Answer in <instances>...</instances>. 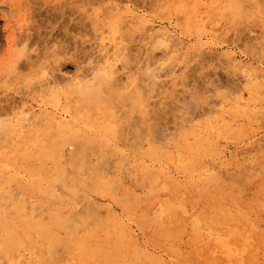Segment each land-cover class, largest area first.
I'll return each mask as SVG.
<instances>
[{
	"label": "bare ground",
	"instance_id": "6f19581e",
	"mask_svg": "<svg viewBox=\"0 0 264 264\" xmlns=\"http://www.w3.org/2000/svg\"><path fill=\"white\" fill-rule=\"evenodd\" d=\"M13 1L16 2L20 0ZM146 1H144V3ZM175 1L176 0H174V2ZM180 1H183V3L179 6L180 9L178 8L181 12V10L183 11V7L190 3V1ZM194 2L196 3L194 8L192 10L185 11V14L188 17L186 19L187 21H185L186 25L179 28L180 32L177 31V26H172V23L171 27H163V25L161 26L162 22L160 20L158 23L154 19L148 18L143 11V5L145 4L140 5L138 0H89L88 2H85V13L87 14L88 10L91 11L88 13V16L90 17V25L92 27L95 24H98L101 16L103 17L102 20L111 18L108 21V27H105L104 24L100 25L98 28L93 27V34L91 33L92 39L90 40H93L92 42L96 43V47L97 45L99 46L102 66L93 67L92 65V71L88 70L90 71L89 74H92V78L88 80H85V77H88L85 76L87 73L86 71H83L85 74L82 79L73 76L71 78H58L53 73L49 72L48 69L42 68L40 73L41 79L38 81L37 86L34 85L35 87L33 89L30 88V91H26L28 94L24 96L19 93L18 96L20 99L18 98L19 101L15 99L17 102L15 101L14 105L6 107L2 106V108L0 106V157H6L3 162H0V164L2 163V166H0V192L5 194L0 201V227L3 228L1 231L4 232L3 234L6 236V240H3V247L6 246V244L4 245V241H6L7 243L9 242L8 246L15 244L19 250L20 246H24L21 245L23 238L30 237V235L33 234V237L35 241L38 242V245L41 244L44 252L47 255H51L54 252L53 250L55 249V246L59 244V241H62L63 236H65L68 232H64L65 235L63 234V236H61L62 230L68 229L69 233L73 234L70 235L72 238V236H74L77 232L73 233V230L77 229V226L79 227L80 225L79 222L81 220L78 222L80 215H86L87 213V217H92V223L89 222L88 224H90V226L93 224L92 226H96L97 230L95 228V231L93 229L94 227L91 226L92 228L90 229L94 232L85 235L86 237H83L80 241L78 240V246L74 248V250H71L70 259L71 261L73 260L72 264H264V189H261V194L257 195L256 198L253 197V200L243 201L240 196L241 193H239L238 196L232 195L233 193H227L228 191L226 192V189H224L227 187L223 188L222 185L219 184L221 180H217L219 173H215V165L223 164V162L225 164V161V165H229L233 169L238 168L239 165L237 163L239 159L244 161L248 159L247 164H249V171H254L257 169L255 166H259L258 172L264 173V156L262 160H259L257 156H250L252 150H261V148H264V137L257 138L258 132L255 134V130L253 129V126L258 123L257 120L259 118L264 119V63L257 58H253L252 56L249 57L238 52V45L234 43L224 44L222 42V44L221 42H218L217 40L220 39V35H225L224 31L226 30V26L222 23V21L214 22L205 20L206 16L198 11V8H211L208 6L209 4H207V0H205L206 3L204 0H194ZM233 2V9L235 11L239 8H243V11H245V8H248L250 11L256 12L257 17L260 15L264 25V8L261 7V5L264 4V0H233ZM21 3L24 4V7L21 12L15 16V19L11 21L13 23L11 24V22H9L8 25V42L12 46L21 47L22 51L19 56H24L29 49V26L27 21L30 19V15L27 11L30 9L28 7V0H21ZM81 3H83V5L85 4L84 2ZM14 5L15 3H7L3 6L4 10H6L3 15L6 18L9 17V14L15 13ZM140 6H142V8ZM189 21H191L190 24L193 22L198 23L197 21H201L202 23L200 22V24L198 23L197 25L193 24V26H189ZM86 24L84 26H86ZM157 26L160 27L158 28ZM86 35L88 34L86 33ZM190 35H194L199 42L195 44L188 43ZM139 36H141V39ZM137 37L140 40H142L143 37L147 38L150 42L155 44V47L159 46L163 48V56L169 64H172L169 66V70H172L175 67H178L177 69H185L190 62L196 61V59L200 58L203 54H209V56L211 54V59L215 60L219 65H226L234 71H241L242 78L245 80L246 85L244 87H239L237 84L234 85L235 87L233 86L234 88L232 87L231 91L215 101L216 103H214L215 105L213 104L214 106L212 105L206 110H202L203 112L201 113L197 112L199 114L197 116H202V118L204 116V119L191 126H188L187 124L181 126L183 130L179 133V136H172L173 134H171L172 138L174 137L177 139H174L173 143H171V140H173L171 137L166 139L167 141L163 140L164 138L162 141L158 140V144L154 143L150 145L147 143L148 147L145 148L144 153L142 151L145 145L140 143L141 145L139 144L140 146L138 145L139 147L137 148L140 149V153L144 154L146 156V160H149V162L139 157L140 155L138 156L139 158H137V155H134L133 157L130 155L132 159L130 161L127 160L124 155L119 157V167L121 166L120 164H125V162H133V165L128 172V185L125 181L120 180L117 170L106 172L109 167L106 168L104 166L106 170L103 169L102 172V168L104 167H100L101 162L99 160L100 164H97V166H100L97 168L95 166L96 169L101 168L100 170L98 169L99 171L97 170V173L95 172L97 178L95 181H93L94 178H90L89 181L93 179V182L88 183H90L89 185L93 183L96 185L95 187L93 186L94 188L91 187V189H95L98 186L100 187V189L97 187V189L100 190L98 191L103 195L110 194L114 196L118 204L120 203L121 193V202L125 201L122 207V212L118 211L111 203H102L100 198L87 194L83 196H75L78 189L77 187H74L73 190L71 189V191H74V199L73 204H71V208L67 209L66 212H60L58 207L61 206H58L57 209L52 212L51 217L49 215L50 213L47 212L48 216L54 221L49 224L39 225L36 223L37 220L33 222L32 219L34 214L38 217L36 215L37 212L28 216L26 206L27 203L25 202V195L29 192L30 184L33 186L39 185V189L43 187L38 181L34 182V180L37 179L38 176L36 175L39 172L41 176L44 175L45 170L43 169L44 167H41V165L45 164L47 160H51L52 163L57 162L52 180L56 182L65 181L66 177H68V174L66 175V173L70 174V172H65V169L67 168L64 169L62 166H59V163L61 164L64 162L62 161L63 148L69 143L71 138L74 136L76 137L77 134L80 135L81 133H79L81 130L75 123L66 120L70 111L69 108H65L62 113L58 112L61 97L57 91L61 88H65L66 92H63L65 93L64 95L66 99L65 104H68L71 101L70 98L73 97V99L75 98L80 100L82 104L93 105V108L90 106L91 109L102 113H109V110H111L109 104L117 103L116 101L114 102L115 96L120 95V98L121 95H125L128 97H126L127 99L132 101V98H129V95L132 94L135 96L133 107L137 108V110H139L142 114L149 113L148 108L149 105H151V103H149L151 101H148V99L150 94V97H154L158 93L160 94L159 91H162V85H165V83L163 82V79L161 80V78L164 73L156 74L158 68L157 70L155 68L161 64L152 65V68H145V73L148 74V78L146 76L148 81L144 84H138V79H136L137 82L135 80V70L133 73H128V68L126 69L127 74L125 71H122L126 74L125 80L123 81L121 78L120 72L121 69H124L122 64H127L125 67H129L130 64L128 65V62L131 57V50H133L132 47H135L132 46V42ZM227 38L229 37H226L225 39ZM91 55L94 56L95 53L93 54L92 52V54L90 53L87 55L91 58L89 60L93 62L96 59L94 58L95 60H92ZM30 56L27 57V59H29ZM86 59H88V57H86ZM166 60L164 59L163 62L165 61L166 63ZM201 60V62H205L203 59ZM34 63L35 61L32 65ZM15 64L17 63L14 62L12 65L15 66ZM23 66H25V64H23ZM90 66L91 65L87 68L91 69ZM214 66L216 67L218 65ZM18 67L20 66L17 64V68ZM11 68V70H13L12 72H14L15 70L13 67ZM8 69L9 68H7V70ZM11 70L9 69L8 72H11ZM169 70L167 71L169 72L168 74L173 73L172 75H174L175 70L174 72L171 71L172 73ZM12 72L11 74L15 73ZM77 73L81 74L82 71ZM159 76H161L159 80L164 84L160 82L162 85H159L162 86V88L158 86L159 88H157L154 92L156 93L155 95L153 92V94L150 93L151 90L149 88L151 87L150 85L154 83V80L159 78ZM164 76L166 77L165 74ZM173 77L175 78V76ZM9 78L12 79L11 77ZM140 81H142V79ZM168 81L169 80L166 79L165 82L167 83ZM157 82L159 83V81H156L155 83L157 84ZM173 85L175 86V84ZM168 86L170 87V85ZM158 89L160 90L158 91ZM172 89L173 87L171 90ZM48 90L51 94L47 99L39 100L35 97L37 95V91H39V94H43ZM147 91H150V94ZM48 105L55 109L54 114L47 113L46 110ZM113 106L114 111H111V119L116 120L115 123H113L112 120H108L109 122H106L103 120L99 121L98 118H90L89 111H85L84 113L82 112L80 115L82 118L84 116L86 121H90V127H93L95 131L102 134L103 144L109 141L112 137L117 138L118 132L123 130L121 126H117V122L120 120H118L117 113H120L121 110L122 112H125V108L119 106L115 110L116 106ZM144 114L143 116H145ZM195 115L196 113H194V116ZM10 116H14L15 119L11 122L1 123L2 119ZM121 116H119V118ZM45 124L48 126L51 134H53V137H55L54 139L48 140L50 135L47 137L46 141L43 139L41 140L40 138L38 140V138H36L43 134L38 126ZM117 127H121L122 130L119 128L118 131ZM86 132L87 130H85L84 133ZM123 133L124 132H122V134ZM33 135H35L34 141H32ZM2 136H4L5 139H3ZM23 136L28 137L29 143L32 141V147L34 148L32 151L27 150L25 154L31 155L32 153L36 156V158L30 156L31 158L28 157V160L38 159L39 161V163L32 166L31 169H28L32 176V182L29 180V182L26 183L21 182L24 174L18 173L19 171L17 169L16 171L18 174L14 173L13 175H9L11 168L15 167L17 164L16 161H12L11 158L17 159L18 163H22V161L26 158L24 157L22 159L24 153L18 152V150L26 144L25 142L20 145L19 140ZM80 136L81 138L83 137L82 139L85 138V136ZM122 137L125 139L124 135ZM252 138L254 139L253 141H251ZM8 139H16L14 140L15 145L13 156H8L10 150H7L4 146L5 140ZM61 139L62 141H60ZM87 139L90 138L87 136L86 140ZM169 139L170 143H168ZM246 141L251 142L246 144ZM77 142L75 140V143H72L77 146ZM122 142L121 144H123ZM54 143L56 144L53 145ZM230 143H234L238 146L239 144H246L244 146L245 149L227 152L226 144ZM79 144V146L82 147L83 144ZM124 144H126V142ZM93 145L98 146L96 142L95 144L93 143ZM50 146H52L51 149ZM79 146H77V148ZM83 147V155L79 158L85 164L90 161L88 155L91 154V157L93 153L88 154L84 151L85 148ZM74 149H76V147H74ZM95 149L93 148V150ZM90 150L93 151L92 149ZM107 153H110V151ZM71 160L69 159V163H71ZM242 160L240 162L242 164L245 163ZM211 161H214V163L210 166L209 163ZM74 162L76 163V161ZM103 162L104 160L102 163ZM71 164L73 165V161ZM88 164L89 163H87V165ZM129 165H131V163ZM170 165L173 167V170L169 167ZM111 167L113 166L111 165ZM67 170H69V167ZM70 170L71 172L73 171V169ZM254 172H252V174H254ZM78 173L80 174V172ZM147 174H149L148 177H150V182H152L151 188L148 186L149 190L144 189V187H147V184H145L144 187H141L143 184L139 186L136 183L138 178L140 179ZM206 174L210 175L209 179H205ZM248 174L249 176L252 175L251 173ZM239 175H241V173H239ZM232 176L233 175L230 177ZM251 177L254 178L253 176ZM45 178H47V176H45ZM209 180L218 182L208 184L206 181ZM230 180L232 181V179ZM86 181H88V179ZM145 181H143V183ZM19 182H21V187H19V189H15L14 186L20 184ZM53 185L56 186V183ZM225 186L229 187L228 183ZM261 186L264 187V185ZM57 188L59 191V185ZM231 189L233 190V188ZM92 191L93 190H91V192ZM20 192H22V202H20V199L16 200V196L18 197ZM42 192L52 199L59 198L54 190L45 189ZM60 192H62V190ZM68 195H70L71 198L73 197L71 194ZM63 199L60 200L65 203L67 200L65 201ZM68 203L66 202L67 205ZM129 204L132 205L131 209L127 207ZM33 206V211H36V208L39 211L40 208L37 206L35 207V204ZM32 212H30V214ZM65 213H67V215ZM46 216L47 214L45 217ZM49 217L46 218L49 220ZM84 217L83 222L85 219ZM143 217L144 220L145 217L146 219H150V223L154 227L151 231H155L154 234L158 231L156 236L153 232H149V229H146V232H148V235L146 236L147 239L150 237L149 239L153 240L154 243V247L151 248H149L144 241L141 242L139 235H137L136 232L134 233V229L132 230L131 228L132 222L139 226V222ZM41 218L42 217H40V219ZM83 222H81V228L79 227L80 229L78 228L77 230L84 231L89 229L90 226L88 227L85 223V226H83ZM77 223L79 225H77ZM145 235L144 231L142 239H144ZM72 240L73 239H71V242ZM74 240L77 241L76 239ZM37 242H35V244H37ZM63 242L64 241H62V243ZM8 246L4 247V249L1 248L3 250L0 249V252H6L5 254L9 253V255L11 253L13 254V248L9 250L7 248ZM31 246L34 247V245H30L29 247L31 248ZM64 247H62L63 250L59 247V250L61 249L62 253L64 250L67 252V249ZM36 250L37 248L35 251ZM15 251L16 250H14V252ZM68 251H70V248ZM55 253L58 254V250H56ZM12 254L11 256H14ZM63 256V258H65V254ZM15 257H13V259ZM53 259L50 258L49 261ZM62 260V258L61 260H58L61 262L59 264H62ZM14 262H10L9 264L24 263L21 259L16 263ZM54 262L57 264V261ZM49 263L52 264L51 262ZM0 264L5 263L0 261ZM66 264H68V262Z\"/></svg>",
	"mask_w": 264,
	"mask_h": 264
},
{
	"label": "rangeland",
	"instance_id": "374dc122",
	"mask_svg": "<svg viewBox=\"0 0 264 264\" xmlns=\"http://www.w3.org/2000/svg\"><path fill=\"white\" fill-rule=\"evenodd\" d=\"M80 1L81 0H28V7L30 9L29 11H27V13L30 15V19H28V21H27V24L29 26V29H28V34H29L28 46H29V49L24 56L23 55L19 56L21 51H22V48L12 46L8 42V28H9L8 25H9V22L13 21L15 19V16H17L21 12L22 8L24 7V4L21 3V0L16 1V2H14L13 0H0V106H1V108H2V106L6 107L9 105H11V106L14 105L15 101H16L15 99H17V101H19V99H20L18 96L19 93L24 96V95L28 94V92H26V91H30L35 86H37L38 81H40V79H41L40 73L42 71V68L48 69L49 72L53 73L58 78H62V77L63 78L64 77L65 78H67V77L71 78L73 76V77H77L79 79H82L84 77V74H85V72H83V71H86L87 73L85 74V76H88V77H85V80H88V79L92 78V74H89V73H90V71H92L93 67H97L100 65L102 66L101 52L99 51V46L97 45V47H96V43L95 42L93 43L92 42L93 40H90V39H92L93 27L98 28L102 24H104L105 27H108V23H109L108 21L111 18L102 20L103 17L101 16V18H99L100 20H99L98 24L97 25L95 24L92 27L90 25V22H91L90 17L88 16V13L91 11L88 10L87 14L85 13V7H86L85 2H88L89 0L81 1V2L85 3L84 5ZM138 1L140 2V5H143V4L146 5V7H145V5H143L144 6L143 11L148 16V18L154 19L158 23L160 20L162 22L161 26L163 25V27H169V26L171 27V23H172V26H177L178 32H180V30H179L180 27L182 28V27H184V25H186L185 21H187L186 19L188 16L185 14V11L192 10L194 8V5H196L194 0H187V2L190 1V3L186 4V6L183 7V11L181 10V12H180L179 6L181 5V3H183V1H180V0H178V1L176 0L175 2H174V0H164V1L163 0H147V1L146 0H138ZM144 1H146L147 3L146 2L144 3ZM204 2H205V0H204ZM7 3H15V5H14V12L15 13L9 14V17L6 18L3 15V13L6 12V10H4L3 6H5ZM207 4H209L208 6L211 7L210 9H208V8L206 9L205 7L201 8V9L198 8V11H200L204 16H206L205 20H210V21H214V22L222 21V23L226 26V30L224 31L225 35L224 34L220 35V39H218L217 41L221 42V43L223 42L224 44L234 43V44L238 45V52L245 54L249 57L252 56L253 58H257L262 63H264V25H263L262 18H260V15L257 17L256 12L250 11L248 8H245V11H243V8H241L242 10L239 8V9H236V11H235L233 9V4H234L233 0H207ZM140 7L142 8V6H140ZM261 7L264 8V4L261 5ZM251 13H253V14H251ZM173 19H174V21H173ZM190 22L191 21H189V26H193V24H195V25H197L198 23L200 24L201 21L200 22L197 21L198 23L193 22L191 24H190ZM12 23L13 22H11V24ZM85 24H86V26H84ZM157 27L159 28L160 26H157ZM233 31H234V34H233ZM86 33L88 35H86ZM230 35H231V37H230ZM234 35H235V37H234ZM139 37L141 39V36H139ZM226 37H229V38L225 39ZM138 39L139 38L137 37L132 42V46H135V47H132L133 50H131L132 51L131 57H130L129 62H128V65L130 64L129 67H125V65H127V64H122L125 70L121 69V72H120L121 78L123 81L125 80V76L127 74L126 69L128 68L127 69V70H129L128 73L129 72L133 73V71L135 70V73H134L135 74V80L138 79V82H137V80H136V82L138 84H140V83L144 84L148 81V79H147L148 74L145 73L146 69L148 67L152 68V65L154 66V65L161 64L163 66L160 65L161 67L160 66L155 67L156 70L158 68L156 74H158V73L163 74L164 73L166 75V77H165L163 74L162 75L163 77L161 78V80L163 79V82L165 83V85H162L164 83L159 80L161 77V76H159V78L154 80V83L156 81H159V83L157 82V84L156 83L151 84L150 85L151 87L149 86L150 87L149 89L151 90V92L150 91H147V92L148 93L149 92L154 93L157 90V88H159V87L162 88V86H163V88L161 89L162 91H159L160 89H158L160 94L158 93L157 94L158 96H157L156 93H154L156 95L154 97L153 96L150 97L151 94L149 93L150 96L148 95L149 96L148 101H151V102H149V103H151V105H149V108H148L149 113H146V114L143 113L145 116H143V114L139 110H137V108L133 107L135 96L132 94L129 95V98H132V101L130 99H127L128 97L125 95H121L120 98H119L120 95L115 96L114 102L116 101L117 103H113V104L108 103L110 105L111 110H109V113L108 112L102 113V112H97L94 109H91V108H93V105L82 104L80 100H77L75 98L73 99V97L70 98L71 101L68 104H65V100H66L65 95H64L65 93H63V92H66L65 88H61L59 91H57L61 97L58 112L62 113L65 108H69L70 111L67 115L66 120H68L69 122L75 123L78 126V128L81 130V131H79V133L81 132L80 135L85 136V138L82 139L83 137L81 138V136L79 134H77L76 137L74 136L73 138H71L69 143L63 148L62 161H64V162H62L61 164L59 163V166L60 167L62 166L64 169L65 168L68 169V167H69V170L65 169V172L66 171L70 172V174L66 173V175L68 174L67 175L68 177H66L65 181H63V182L57 181L56 182V181L52 180L53 172H55V166H56L57 162L52 163L51 160H47L45 164L41 165V167H44L43 169L45 170L44 175L41 176V174L39 172L36 175L39 178L37 177V179H35L34 182L38 181L40 183V185L43 187H41V189H39V185L33 186L32 184H30L29 192L27 195H25V202L27 203L26 206H27L28 216L33 215L34 212H37L36 215L38 217H36L34 214V217L32 219L33 222L37 220L36 223L39 225L49 224L51 222H54L50 217L52 216L51 215L52 212L54 210H56L58 206L62 207V208L58 207L60 212H62V211L66 212L67 209L71 208V204H73V199H74V196H73L74 191H71V189L73 190L74 187H77V189H78V192H76L75 196H77V195L83 196V195L87 194L90 196L100 198L102 203H104V204H108V203L110 204L111 203L112 205H114L117 208L118 211L122 212V207H123V204L125 201L121 202V198H122L121 193H120V203H119L120 205H119L118 202L115 200L114 196H112L110 194L103 195L101 192H99L100 187H98V186L97 187L99 189H97V187L95 188L97 190L93 189L96 186V185H94V183L89 185L91 182L95 181V179L97 178V175H96L97 170L101 169V168L96 169L97 167L100 166V165L97 166V164H100L99 160L101 162L100 167H102V166L103 167L105 166L106 168L109 167L110 169L107 168L106 172L117 170L118 176H120V180L125 181L126 184L128 185L129 184V181L127 180L128 172H129L131 166L133 165L132 164L133 162H130L131 165H129L130 163L127 162L128 163L127 164L125 162V164H120L121 166L119 167V157L124 155L126 157V159L130 161V160H132L130 155H132V157L134 155H137V158L141 157V158L146 160V156L144 154H141L140 149H138L137 147H139L141 144H144L145 147L143 148V151H142L144 153L145 148L148 147L147 143H149L150 145L154 144V143L158 144L159 141H162L163 138H164L163 140L167 141L166 139H168L169 137L172 138V136H174V135L179 136V133L183 130V128L181 126H183L185 124H187L188 126H191V125H194L196 122L198 123V122L202 121L204 119V116H203V118H202V116L201 117L197 116V115H199L198 113L199 112L201 113V112H203L202 110H206L207 108L211 107L214 103H216L215 101H217L223 95H225L226 93L231 91L232 87L234 85L237 84V85H239V87H244L246 85L245 80H243V78H242V72L241 71H239V70L234 71L233 69H231L230 67H228L226 65H219L215 60L211 59V57H210L211 54H210V56H209V54H203L200 58H197L196 61L193 60L194 62H190L185 69L183 68L184 70L182 68L177 69L178 67H175L174 69L169 70L168 68L172 64L171 63L169 64V62L163 56V54H162L163 48H161L159 46L155 47V44L150 42L149 39H147V38L143 37L142 40L139 39V41H138ZM197 42H199V41H197V38H195L194 35L189 36L188 43L195 44ZM94 44H95V46H94ZM148 48L149 49L151 48L152 50L151 49L149 50ZM149 51H150V53H149ZM92 52H93V54L95 53L94 56L97 57L96 58V57L91 55L92 60L96 59L93 62L91 60H89V59H91L90 56H87L90 53L92 54ZM28 55L29 56L31 55L29 59H27V57H29ZM86 57H88V59H86ZM164 59L166 60V63H165V61L163 62ZM201 59H203V61H205V62H201L202 61ZM33 60L35 61V63L32 65V63L34 62ZM99 60H101V61H99ZM28 61H32V62H28ZM14 62H16L18 64V66H20V67L17 68V64H15V66L12 65V64H14ZM20 63H21V65H20ZM23 64H25V66H23ZM89 65H91L90 66L91 69L87 68ZM92 65H93V67H92ZM214 65H218L220 67H218V66L215 67ZM11 67H13V69L15 70L14 71L15 73L12 72L13 70H11L12 69ZM7 68H9L11 70V72L14 74H11V72H8L9 69L7 70ZM20 68H22V69H20ZM88 70H90V71H88ZM168 70L170 72L171 71L174 72V70H175V72L176 71L177 72L176 73L174 72V75H172L173 74L172 72H171L172 74H168L169 73V72H167ZM81 71H82L83 75H82V73L81 74L77 73V72H81ZM122 71H125L126 74H124V72H122ZM136 76H138V77H136ZM146 76H147V78H146ZM173 76H175V78ZM9 77H11L12 79H10ZM13 77H14V79H13ZM145 78H146V80H145ZM141 79H142V81H144V80L145 81L142 82V81H140ZM166 79L169 80L167 82L168 84L165 82ZM32 80H34V81H32ZM160 82L162 84H160ZM159 84L162 86H160ZM173 84H175V86ZM30 85H32V86H30ZM155 85H157V86H155ZM168 85H170V87ZM171 86L173 87L172 90H171V88H172ZM167 87H169V88H167ZM36 94L37 95L35 97L37 99L43 100V99H47L51 93L48 90L47 92H45L43 94H39V91H37ZM167 95H169V96L166 97ZM116 99H118V100H116ZM125 99H127V100L124 101ZM120 101H124V102H120ZM152 101H153V104H152ZM190 103L193 107L190 105ZM123 104L126 106H124ZM113 105L116 106L115 110L119 106L120 107L122 106V108H125V112H122V110L120 111L121 114L124 113V114H122V116L125 119L121 116V114L119 112L117 113L118 120L120 119L117 122V126H121L124 131L122 130L121 127H117L118 131H119V128H121L120 130H122V131L118 132L117 138L112 137L111 138L112 140L110 139L105 144H103L102 134L99 133L98 131H95L93 129V127H90V124H89L90 121H88V120L86 121L84 116L82 118L80 115L82 112L84 113L85 111H89L90 118L91 117L93 119L98 118L99 121L103 120L106 122H109L112 120V122L115 123L116 120L111 119L112 112L114 111ZM90 106H91V108H90ZM127 106H129V107H127ZM46 111H47V113L54 114L55 109L52 106L48 105ZM126 111H127V114H126ZM194 113H196L195 116H194ZM119 116H121L122 118L121 117L119 118ZM196 116H197V118H196ZM10 117H12V118H10ZM10 117H5L4 119H2L1 123L3 124L5 122H11L15 119L14 116H10ZM126 117H127V119H126ZM188 117H190V118H188ZM198 117H199V119H198ZM187 119H189V120H187ZM193 119H194V121H193ZM257 121H258V123L253 126V129L255 130V134L258 132L257 138H261V137H264V119L259 118ZM187 122H189V123H187ZM38 128L43 132V134L40 137H36V138H38V140L40 138L41 140L43 139L44 141H46V139L49 135L50 136H49L48 140L55 138V137H53V134H51V132H50V130L46 124L38 126ZM85 130H87L86 133H84ZM122 132H124V133L122 134ZM171 134H173V135L171 136ZM123 135H124L125 139L122 137ZM87 136L90 139L86 140ZM2 137H3V139H5L4 136H2ZM165 137H167V138H165ZM120 138H121V141H120ZM253 138H254V136H253ZM253 138L251 139V141H253L255 139V138L254 139ZM77 139H78V142H77ZM172 139L173 140H171V143H173L174 139H176V138L173 137ZM14 140H16V139L5 140L4 146L6 147L7 150H10L8 156L14 155V145H15ZM34 140H35V135H33V138H32V141H34ZM48 140H47V142H48ZM75 140L78 143L77 146L80 145L79 143H81V145L83 144L82 147L84 146L83 147V148H85L84 151H86L88 154L93 153L92 156L90 157L91 154L88 155L85 152L89 156L88 158L90 159V161L87 162V163H89L88 164L89 166L87 165V163L84 164L81 161V159L79 158V157H81V155H83V149L80 146L77 148L76 144L72 143V142L75 143ZM113 140H115V141H113ZM28 141H29V139L27 136L26 137L23 136L19 140L20 145L26 142V144L18 150V152L24 153L22 156V159L24 157H26L25 158L26 160L24 159V161H22V163H18L17 159L11 158V160L16 161L17 164L15 167L11 168V170L9 172V175H13L14 173H16V174L23 173L24 177H22L21 182H24V183L29 182V180H30V182H32L31 181L32 176H31V173L29 172L28 169H31L32 166H35V164L39 163L38 159H34V160L29 159L28 160V157L29 158H31V157L36 158V156H34L31 152H30L31 155L25 154V152H27V150L32 151L34 149L32 147V141H31V143H29ZM60 141H62V139ZM169 141H170V139L168 140V143H170ZM251 141H246V144H248ZM95 142L98 146L93 145V143L95 144ZM121 142L123 144L126 142V144H124V146H123V144H121ZM56 143H58V142H56ZM56 143H54L53 145H55ZM70 143H72L73 146ZM106 144H107V146H106ZM246 144H243V145L239 144V146L234 144V143L226 144L227 145L226 151L230 152V151H238L240 149L243 150V149H245L244 146ZM135 146H136V148H135ZM74 147H76V149H74ZM98 147H99V150H98ZM51 148H52V146H50V149ZM93 148L94 149L96 148L97 152H96V149L93 150ZM109 148H110V150H109ZM90 149H92L95 152V154ZM117 150H119V151H117ZM68 151H70L71 154ZM109 151H110V153H107ZM252 153H250L251 157L257 156L259 158V160H262L263 156H264V148H261V150H258V149L252 150ZM53 154H54V151H53ZM70 155H72V156H70ZM96 155H98V156H96ZM100 155H101V157H100ZM4 158H6V157L5 156L0 157V162H3ZM71 158H72V160H71ZM69 159L71 160L70 161L71 163L73 161V165L71 163H69ZM95 159L97 160V162ZM103 160H104V162H103L104 164L102 163ZM241 160L239 159V161L237 163L239 165V167L236 169H233L229 165L228 166L225 165L226 161H225V164L223 162V164L215 165V173L217 172V174L218 173L221 174V175L218 174L217 180H221L219 184L222 185L223 188L227 187V188H224V189H226L225 190L226 192L228 191L227 193H230V194L233 193L232 195H235V196H238L239 193H241L240 196L242 197L243 201H251L254 198H256L257 195L261 194L260 193L261 189H264V187L261 186V185H264V181H262V180H264V173L258 172L259 166H255V167H257V169L254 170L255 172L252 169H251L252 171H249L248 170L249 164H247L248 159H246L245 161L242 160L247 165L245 163L242 164L240 162ZM36 161H38V162H36ZM74 161H76V163ZM146 161L149 162V160H146ZM227 162H228V160H227ZM108 163L110 166L108 165ZM110 163H112V164H110ZM213 163H214V161H211L209 163L210 166L213 165ZM111 165L113 167H111ZM221 165H223V166H221ZM0 166H2V163L0 164ZM95 166H96V168H95ZM86 167H88L89 170ZM90 167H92V168H90ZM105 167L102 168V172H103V169L106 170ZM169 167L171 168V170H173L172 169L173 167L171 165ZM85 168H86V170H85ZM16 169L19 171L18 173H17ZM70 169H73V171H72L73 173L71 172ZM13 170H14V172H13ZM245 170L249 171V172H246ZM78 172H80V174ZM238 172L241 173V175H239ZM252 172H254V174H252ZM248 173H251L252 175L251 174L250 175L253 176L254 178L249 176ZM72 174H74V175H72ZM92 174H93V176H92ZM247 174H248V176H247ZM257 174H259L261 176H259ZM231 175H233V176L230 177ZM36 176H35V178H36ZM45 176H47V178H45ZM88 176H89V178H88ZM148 176H149V174L144 175L142 178H140V179L138 178V180L136 181L137 185H139V186H141V184H143V186H141V187H144L145 184H147V187H144L145 190H147L149 187L151 188V186H152L151 185L152 182H150V177H148ZM221 176H223V177H221ZM248 177H249V179H248ZM40 178H41V180H40ZM90 178H94V180L91 179V181H89ZM207 178L208 179L210 178L209 174H206L205 179H207ZM87 179H88V181H86ZM230 179H232V181ZM143 181H145V182L143 183ZM21 182H19L20 184H18L17 186H14V188L19 189V187H21ZM85 182H87V183H85ZM88 182H90V183H88ZM206 182L208 184H214L218 181H210L209 180ZM54 183H56V186L53 185ZM227 183H228L229 187L225 186V185H227ZM58 185H59V191L57 188ZM91 187H93V188L91 189ZM231 188H233V190ZM45 189L54 190L56 195L59 196V198L58 199H52V198L48 197L47 195L44 194V192H42ZM88 189H89V191H88ZM234 189H235V192H234ZM237 189L240 191H238ZM61 190H62V192H60ZM63 190H64V192H63ZM91 190H93V191L91 192ZM65 192H68V193H65ZM21 193L22 192H20L18 194V197L16 196V198H17L16 200H18V199L21 200V198H22ZM66 194L67 195L71 194L73 197L71 198L70 195H68V197H67ZM4 196H5V194L0 192V201ZM29 196H30V198H29ZM69 198H71L72 200ZM60 199L61 200L63 199L65 201L67 200L66 202L67 203L69 202L68 205L66 204V202L64 203V201H61ZM20 202H22V200ZM34 204H35V207L37 206L38 208H40L39 211L41 213L38 211L37 208L35 209L36 211H33L34 210L33 209ZM50 205H51V207H50ZM48 207H50V208H48ZM127 207L129 209H131L132 205L129 204V206H127ZM45 208H47V209H45ZM43 210H44V212H43ZM30 212H32V213L30 214ZM47 212L50 213L49 214L50 217L48 216ZM46 214H47L46 217H49V220H48V218L45 217ZM65 214L67 215V213H65ZM81 215H80L79 220H78V222L81 220L79 222L80 225L78 223H77V225H79V227L82 226L81 222H83V217L85 216L83 226L88 225V227H89L90 224H88V223L89 222L92 223V221H91L92 217L91 216L87 217V215H88L87 213H86V215H84V214L82 216ZM40 217H42V218L40 219ZM43 217H45V218H43ZM86 218H87V224H86ZM142 219H143V221H142ZM142 219L139 222V226H137L135 223L132 222L133 224L131 223V228H132V230L134 229V233L136 232V234L139 235L141 242L144 241L145 244L148 245L149 248L154 247L153 246L154 245L153 240L149 239L150 237H148V239L146 237L148 235V232H146V229L147 230L149 229V232H151V233L153 232V234H154L155 231H153V230L151 231V229H154V227L150 223L151 222L150 219H148V218L146 219V217H145V220H144V217ZM141 221H142V223H141ZM84 223H85V225H84ZM92 225L93 224H91V226ZM91 226L89 227V229L84 230V231L83 230H77L79 228L77 226V229H74L75 231L73 230V233L76 231L77 232H76V234H74V236H72V238L70 237V235H73V234L69 233L68 229L62 230L61 236H63L64 232H67V231L68 232L66 235L64 234L65 236H63V238H62V241H64V242L62 243V241L61 242L59 241V244H57L55 246V249L57 248L56 250H58V254L55 253L56 250L54 249L53 250L54 252L51 255H47L44 252L42 245L41 244L38 245V242L35 241L33 234H31L30 237L23 238L21 245H24L25 247L20 246L19 250L16 247L17 245L14 244V245L8 246L9 242L7 243L6 241H4L5 242L4 245L6 244V246H8L7 248L9 250H11L13 248L12 249L13 254L12 253L11 254L14 256H11V254L9 255V253L5 254L6 252L4 253L1 251L0 252V261L1 262L3 261L5 264H9L10 262L13 263L14 261H15L14 263H16L17 261H19L21 259L22 262L24 261L23 264H40V263L50 264L49 262H51L52 264L53 263L55 264L54 261H57V264H59L61 262H59L58 260H61V258H62L63 259L62 264H66L67 262H68V264H72L73 260L71 261V259H70L71 258V250H74V248H76L78 246V244H79L78 240L80 241V239H82L83 237H86L85 235L94 232V231H92V229H90L94 226H92V227ZM95 228L97 230L96 226L93 229L95 230ZM82 229H83V227H82ZM1 230H3V228L0 227V244L2 243L0 246V249L1 248L4 249V247H6V246L3 247V240H6V236H5V234H3L4 232H2ZM80 231H82V232H80ZM144 231H145L146 235L144 236V239H142ZM157 234H158V231L154 235L157 236ZM69 237H70V239H69ZM71 239H73L72 242H71ZM74 239H76L77 241H75ZM31 241H33V242L30 243ZM68 241H70V242H68ZM35 242H37V244H35ZM30 245H34V247L31 246V248H30L29 247ZM58 245H60V246H58ZM61 246L62 247L65 246L64 248L67 249V252H66V250H64V251L66 253L64 251L62 253L63 248ZM59 247L62 248V250L61 249L59 250ZM36 248H37L38 252H37V250L35 251ZM69 248H70V251H68ZM3 249H1V250H3ZM14 250H16L17 252L16 251L14 252ZM40 251H41V253H40ZM60 251H61V253H60ZM18 253H19L20 258L18 256ZM21 254H22V256H21ZM64 254H65V258H63ZM13 257H15L14 259H16V260H14ZM18 258H19V260H18ZM50 258L51 259L54 258L53 259L54 261L53 260L49 261ZM42 261H44V262H42ZM193 264H196V263H193Z\"/></svg>",
	"mask_w": 264,
	"mask_h": 264
}]
</instances>
